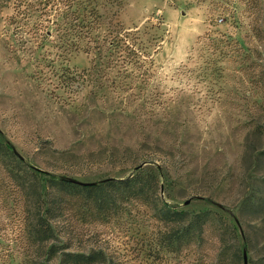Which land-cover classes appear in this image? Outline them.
Masks as SVG:
<instances>
[{
    "label": "rangeland",
    "instance_id": "obj_1",
    "mask_svg": "<svg viewBox=\"0 0 264 264\" xmlns=\"http://www.w3.org/2000/svg\"><path fill=\"white\" fill-rule=\"evenodd\" d=\"M121 2L107 5L110 19L160 23L161 47L145 81L87 74L99 87L80 75L93 54L59 57L10 21L14 0H0V140L28 174L12 178V161L0 156V236L12 264H29L34 249L32 185L46 198L57 193L53 176L100 185L140 168L157 176L147 201L121 187L105 188V207L85 192H60L52 224L67 251L101 252L104 264H245L244 256L264 264V0ZM62 66L77 71L76 82H64ZM120 79L127 84L112 83ZM162 202L191 216L210 211L201 240L167 250L173 223L160 219Z\"/></svg>",
    "mask_w": 264,
    "mask_h": 264
},
{
    "label": "trees",
    "instance_id": "obj_2",
    "mask_svg": "<svg viewBox=\"0 0 264 264\" xmlns=\"http://www.w3.org/2000/svg\"><path fill=\"white\" fill-rule=\"evenodd\" d=\"M122 4L121 0H14L15 13L10 21L18 28L26 31L37 43L46 41L58 51V56L64 59L74 53L83 51L93 54L92 66L83 71L85 82H102L90 73L95 74L116 71L118 78H129L137 83L145 81L150 67L154 63V54L161 47V24L151 26L126 28L120 21L110 19L111 10L107 5ZM104 11V12H102ZM54 13L49 16L51 13ZM116 12L113 16H116ZM102 28L104 31L101 32ZM212 31L207 37L212 46L218 49V41L213 39ZM220 36L224 34L217 32ZM223 39H219V42ZM223 51V50H222ZM224 53V51L222 52ZM63 67V66H62ZM64 82L70 84L77 81L78 73L69 66L63 67ZM89 74V75H87ZM142 75V76H141ZM142 79V80H141ZM112 83L125 86L124 80H113ZM129 84V83H128ZM141 90V89H139ZM0 156L9 158L10 174L14 179L26 180L27 172L22 167L13 148L6 141L0 140ZM31 174V173H30ZM28 175V174H27ZM33 175V174H31ZM157 176L153 173L140 170L130 178L115 183L108 181L105 184H76L71 181L59 180L52 177L50 186L56 188V194L48 192L46 198L37 185H32L30 216H26L28 224L27 241L34 247L32 254L25 255V262L29 264H104V255L101 252L90 254L67 251L66 247L58 242L52 219L62 209L60 192L67 191L87 193L98 207H105L112 197L105 188H124L129 197L135 200H150V193L155 194ZM36 187V188H35ZM48 197V200H47ZM159 210L161 220L173 223L163 234L162 244L170 252H178L188 248L196 240H201L205 225L209 221L210 211L191 216L183 210L172 209L162 202ZM13 256L10 248H4L0 236V264H12ZM54 261H56L54 263Z\"/></svg>",
    "mask_w": 264,
    "mask_h": 264
},
{
    "label": "water",
    "instance_id": "obj_3",
    "mask_svg": "<svg viewBox=\"0 0 264 264\" xmlns=\"http://www.w3.org/2000/svg\"><path fill=\"white\" fill-rule=\"evenodd\" d=\"M244 262H245V264H246V256H244Z\"/></svg>",
    "mask_w": 264,
    "mask_h": 264
}]
</instances>
